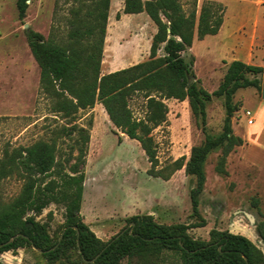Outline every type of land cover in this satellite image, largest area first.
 I'll use <instances>...</instances> for the list:
<instances>
[{
    "label": "trees",
    "instance_id": "obj_1",
    "mask_svg": "<svg viewBox=\"0 0 264 264\" xmlns=\"http://www.w3.org/2000/svg\"><path fill=\"white\" fill-rule=\"evenodd\" d=\"M66 17V34L58 39L53 32L48 38L29 27L26 39L40 69L39 87L50 100V111L71 121L56 128L47 140L26 146H5L0 156V185L11 176L23 183L18 195L0 203V254L25 246L35 247L47 264H119L123 257H140L169 253L181 264H264L262 250L247 236L228 230L211 228L208 239L193 237L189 228L204 226L205 220L187 224L160 223L151 214H135L108 240L99 238L81 214L84 190L85 153L89 142L86 128L72 123L80 110L101 103L111 123L128 138L137 140L143 149L154 177L168 180L184 168L195 178L190 188L192 214L200 217L199 195L206 181L205 164L212 152L220 151L215 165L217 174L227 175L226 158L244 140L233 132L231 119L239 104L233 100L241 88L261 90L264 66L232 60L218 87L209 92L193 76L192 58L183 52L194 38L216 34L223 23L224 6L217 0L191 1L185 9L182 0H124L123 13L145 12L156 26L152 35L149 58L101 73L103 46L110 0H76ZM18 18L22 21L27 0H16ZM119 16V14H117ZM162 54L158 55V51ZM141 94L144 98L142 117L134 116L129 100ZM222 97L225 117L219 133L207 127L208 103ZM188 100L195 123L204 137L192 145L188 158L184 155L157 168V146L154 128L167 121L166 99ZM79 131L78 155L67 166L57 159L58 139ZM67 163V162H66ZM46 177H50L45 181ZM50 203L65 205V223L53 240L48 224L35 220ZM52 212H48V218ZM264 239V222L257 226ZM0 264H3L0 261ZM145 264H150L148 261Z\"/></svg>",
    "mask_w": 264,
    "mask_h": 264
},
{
    "label": "rangeland",
    "instance_id": "obj_2",
    "mask_svg": "<svg viewBox=\"0 0 264 264\" xmlns=\"http://www.w3.org/2000/svg\"><path fill=\"white\" fill-rule=\"evenodd\" d=\"M192 0H182L190 9ZM203 0H198V8ZM224 6L223 24L214 35L195 38L182 54L192 60L194 80L209 92L221 82L232 60L264 66V24L255 23V7L251 0H218ZM124 0H110L106 36L103 46L101 72L124 68L147 60L151 38L156 30L145 12L123 13ZM26 15L18 18L16 0H0V156L5 146L10 149L26 146L37 140H47L56 128L69 126L71 121L50 111V100L39 87L40 69L28 46L25 28L29 27L48 38L58 39L66 34V17L76 0H28ZM119 14V16H117ZM27 24V27L25 25ZM256 31V34L254 32ZM162 50L158 51V55ZM261 77V75H260ZM193 80V81H194ZM261 90L253 87L239 89L233 97L239 104L232 116L233 132L241 136L251 134L254 125H247L245 110L254 119ZM167 121L153 129L157 146L158 166L184 155L188 158L192 145L203 140V133L191 114L188 100H165ZM134 116L144 113V98L135 94L129 100ZM207 127L219 133L225 117L222 97H213L207 108ZM76 123L87 129L89 142L85 153V172L81 214L94 233L108 240L135 214L156 210L161 223L194 224L201 218L204 226H193L188 232L195 238L208 239L211 228L239 233L252 240L264 254V239L257 226L264 222V135L261 149L243 143V157L235 147L226 158L227 175L216 173L218 152H212L205 164L206 181L199 195L200 217L192 214L189 196L195 178L186 175L184 168L176 170L168 180L148 173V161L139 142L128 138L109 120L101 103L80 110ZM79 131L58 139L57 159L63 166L73 163L78 155ZM238 134V136H239ZM240 136V137H241ZM242 138V137H241ZM246 155V156H245ZM65 160H70L69 162ZM257 165H256V164ZM50 177H46L45 181ZM22 179L11 176L0 185V203L13 200L21 190ZM52 217L48 218V212ZM251 217V219H250ZM48 224V232L55 240L65 223V205L50 203L35 216ZM140 257H123L119 264H181L169 253ZM3 264H47L40 251L31 246L0 254ZM57 261L54 264H61Z\"/></svg>",
    "mask_w": 264,
    "mask_h": 264
},
{
    "label": "crops",
    "instance_id": "obj_3",
    "mask_svg": "<svg viewBox=\"0 0 264 264\" xmlns=\"http://www.w3.org/2000/svg\"><path fill=\"white\" fill-rule=\"evenodd\" d=\"M112 1H114V0H112ZM249 3L253 4L254 7H255V23L256 24H261V25L264 24V0H251ZM123 4H124V2H123ZM254 34H256V31L254 32ZM107 37H108V35L105 36L106 39H107ZM114 70H116V69H114ZM108 72H110V71H108ZM253 101L256 102L257 107H256V109L254 111V119H253V122L251 124H248L247 123V125H250L251 126V125H254L255 124L254 126H256V127H255L254 130H252L251 134L245 135L244 137L241 136L239 133H237V135L239 134V136L242 137V139L244 140L245 143L247 142V144L248 143L255 144V145H257V148L258 149H261L262 148L261 147V140H262V137L264 135V99H262L260 97V99H258V100L254 99ZM234 133L236 134L235 131H234ZM243 146H244V144H242V145H240V146L237 147V152L239 153V155L241 156V158L243 157V153L241 152ZM82 200H83V198H82ZM143 214H151V215H153V217H154L155 220L157 219V217H159V214H158V212L156 210H150V211H147V212H145Z\"/></svg>",
    "mask_w": 264,
    "mask_h": 264
},
{
    "label": "water",
    "instance_id": "obj_4",
    "mask_svg": "<svg viewBox=\"0 0 264 264\" xmlns=\"http://www.w3.org/2000/svg\"><path fill=\"white\" fill-rule=\"evenodd\" d=\"M28 1V0H27ZM25 27H27V24L25 25ZM194 80V77L191 76L190 77V80L188 83H191L192 81ZM261 98L264 99V69H263V72H262V76H261ZM251 219V217H250ZM252 220V219H251ZM35 248V247H34ZM36 249V248H35ZM38 250V249H37ZM40 251V250H39Z\"/></svg>",
    "mask_w": 264,
    "mask_h": 264
},
{
    "label": "built area",
    "instance_id": "obj_5",
    "mask_svg": "<svg viewBox=\"0 0 264 264\" xmlns=\"http://www.w3.org/2000/svg\"><path fill=\"white\" fill-rule=\"evenodd\" d=\"M245 115L247 117V123L251 124L253 122V118L251 117V112L250 110H245Z\"/></svg>",
    "mask_w": 264,
    "mask_h": 264
},
{
    "label": "flooded vegetation",
    "instance_id": "obj_6",
    "mask_svg": "<svg viewBox=\"0 0 264 264\" xmlns=\"http://www.w3.org/2000/svg\"><path fill=\"white\" fill-rule=\"evenodd\" d=\"M157 221V220H156ZM158 222V221H157ZM161 223V222H160ZM166 224V223H165Z\"/></svg>",
    "mask_w": 264,
    "mask_h": 264
}]
</instances>
